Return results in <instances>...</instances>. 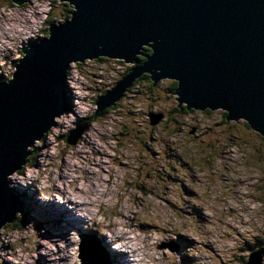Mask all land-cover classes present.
Listing matches in <instances>:
<instances>
[{"label":"clouds","instance_id":"9594fccd","mask_svg":"<svg viewBox=\"0 0 264 264\" xmlns=\"http://www.w3.org/2000/svg\"><path fill=\"white\" fill-rule=\"evenodd\" d=\"M69 2L72 6L69 17L52 19L51 25L59 27L72 20L77 6L73 0ZM63 3L64 0H15L14 4L24 5L22 9H16L8 0H0V83L14 79L18 65L31 45L51 37V26L45 31L47 35L42 36L40 32L49 22V16ZM152 43L149 40L148 44ZM97 48H103V45L98 44ZM18 52L22 55L18 56ZM141 53L138 55L145 58L140 60L136 55L135 65L143 66L151 54ZM102 56L123 57L100 53L67 61L64 81L70 97L69 107L51 116L39 136L25 145L19 166L7 172L8 189L22 198L25 210L22 214L16 211L15 219L6 220L14 222L4 221L0 225L23 221L19 216L24 214L28 204L24 195L12 189L19 186L34 191L38 201L54 202L70 210L83 221V230L94 231L110 250L123 254L125 264H183L182 254L190 258L188 264H218L217 256L226 264H234L245 249V241L255 243L259 238L262 241L259 246H264V204L255 203L264 193L252 191L253 185L264 187V171L260 170L264 169V161L246 165L245 150L233 149L227 137H219L215 144L216 154L205 168L214 182L212 193L206 194L199 169H182L175 161L167 159L166 145L172 138L162 128L155 131L151 128L154 124L150 122L151 114L165 116L167 111L177 108V98L181 107L187 104L190 109L225 107L190 105L188 99L180 98L177 82L172 80L176 82L175 92L165 102L150 104L143 100L135 105L134 127L145 142L152 132L155 142L141 143L135 134L122 138L120 116L106 115L104 119L91 122L96 111L92 101L97 99L99 84L92 77V72L97 70L94 58ZM74 62L85 63L78 66ZM132 69L133 66L130 72ZM155 71V79L160 85H166L162 80L171 76L159 75V68ZM126 76L121 75L119 80ZM124 91L127 93L126 89ZM138 94L133 103L137 102ZM120 100L114 101V105ZM241 116L249 121L244 115L238 117ZM180 119L189 122L185 127L198 126L199 130L210 123L208 117L198 112L184 113ZM164 122H167L166 116ZM123 123L131 122L123 118ZM78 126L82 130L71 142L74 147L69 150L64 138L69 141ZM49 130L51 135H47ZM175 139L186 143L182 136ZM202 139L207 143L206 137ZM179 151L184 159H189L187 153ZM191 159L196 163L201 157L192 153ZM185 188L194 194L187 195ZM192 206L200 210L203 219L191 213ZM189 217L198 221L191 231ZM81 233L70 228L63 235L48 234L47 229L38 227L33 219L25 221L22 228L5 227L0 231V264H82L81 253L89 249V241L83 240L85 237L94 240V256L97 261H102L99 241ZM178 234L191 241L182 253L167 244ZM250 246L248 255H244V264L252 259L251 255L259 261V254H263L261 264H264L263 251L253 253V245Z\"/></svg>","mask_w":264,"mask_h":264},{"label":"water","instance_id":"95a60500","mask_svg":"<svg viewBox=\"0 0 264 264\" xmlns=\"http://www.w3.org/2000/svg\"><path fill=\"white\" fill-rule=\"evenodd\" d=\"M73 2L77 11L72 20L51 25V37L31 45L14 79L0 83V223L13 222L6 220L25 210L5 176L19 166L25 145L39 136L51 116L67 109L64 69L69 59L103 53L127 62L142 54L141 46L151 50L143 66L96 101L95 117L114 105L143 71L156 82L159 68V75L177 82L180 98L190 105L223 106L226 119L242 118L264 135V0Z\"/></svg>","mask_w":264,"mask_h":264},{"label":"rangeland","instance_id":"374dc122","mask_svg":"<svg viewBox=\"0 0 264 264\" xmlns=\"http://www.w3.org/2000/svg\"><path fill=\"white\" fill-rule=\"evenodd\" d=\"M65 3L70 5V8L72 10V6L70 3H68L66 0H64ZM8 3L11 5H14L16 9H22L24 7L23 4H14L11 0H8ZM2 7V5H0ZM62 8H58L54 10L52 15L49 16L48 18V23L45 25L44 29L40 32V35L44 36L47 35L45 34L44 30H47L48 27L51 26V20L55 18H61L65 17V13L62 12ZM17 55H22V52H18ZM138 55V54H136ZM140 56V55H138ZM114 58H109V60H99L97 58H94V65L96 66V71L92 72V77L94 80L98 81V87L96 90V95L97 99L92 101L93 107L98 109V105L96 104V101L99 100L101 97L106 96L108 91L113 90L115 88L120 80L121 74L124 72L126 66H133L135 67V64L133 63V60L130 62H125L124 60L120 59H115ZM115 59V60H114ZM147 62V61H146ZM144 62L143 65L146 63ZM78 66L81 64H84L85 62H74ZM129 74V73H128ZM127 74V75H128ZM127 77V76H126ZM125 77V78H126ZM166 78V77H165ZM168 79V78H166ZM65 82V81H64ZM115 83V84H114ZM172 80L168 79L166 82V85H171ZM145 88V92H143V88ZM111 87V88H110ZM157 86L154 87V96L150 97L147 99L148 102L155 103L157 101H153L155 97L159 99V101H166L168 98L166 95H163L162 92H157L156 89ZM110 88V89H109ZM100 90H106L107 92L105 94H102L104 92H100ZM167 93H169L168 90H163ZM124 94V97L119 98V102L117 103V107H114L110 110H108L106 113L103 114V116H96L95 117V112H94V119H91L92 123H95L97 120L104 119L106 115H111V116H120L122 118L121 120V131H120V136L122 138H129L133 134H135V138L140 140L141 143H154V137L153 133L150 132L148 134V141L145 142L140 136H139V131L134 127L135 125V107L130 106L133 101H135L134 96H137L136 101L138 103L142 102L145 100L146 96L150 94L148 90V86L145 82H138L134 87L127 89ZM175 92V91H174ZM160 96V98H159ZM66 104H67V109L70 104V97L66 91ZM65 109V110H67ZM192 112H198L201 113L203 116L208 117L210 123L205 126L203 130H199L198 126H188L185 127L186 124L189 122L183 121L180 119V117L183 116V114L180 113H173V111L169 110L165 114L166 116V123L164 122L165 116H161L160 114H151L150 122H155L154 124H151V128L155 131L157 129L163 130V132L167 133V135L172 138L170 143L166 145V148L169 150L167 159L175 161L176 164H179L180 168L182 169H187L191 170L193 168H197L200 171V175L203 178V185L206 190V194H211L213 191V180L208 176V174L205 171L206 166L209 164L210 159L212 156L216 154L215 150V144L218 142V138L221 136L227 137L229 143L232 144L233 149H238L242 148L246 152V160L245 164H255L256 162L259 161H264V135H259L256 130L251 129L249 126L246 127L244 125V120L240 118L239 120H228L226 119V116L223 115V110L220 108H217L216 110H199V109H193ZM123 118H127L131 123L125 124L123 123ZM160 118V119H159ZM247 124V123H246ZM248 125V124H247ZM81 127L78 126L75 131L72 132L70 138L72 137H77L79 135V132L81 131ZM158 134V133H157ZM47 135H51V130L47 133ZM177 136H182L185 138L186 143H180L175 139ZM202 137L207 138V143H205V140L202 139ZM188 138H191V140H188ZM67 138H64V142L68 144L69 150H71L74 145L69 143ZM190 145V146H189ZM145 151H148V148L145 147ZM183 150V152L187 153L189 155V159H184V156L181 155V152L179 150ZM211 149V153L208 152V150ZM155 150L153 149V152ZM196 153L198 156L201 157L200 160H198L196 163L192 162L191 159V154ZM30 160L32 157L29 158ZM173 171H175V164L172 166ZM261 171H264V169H260ZM199 179V178H198ZM264 179V178H262ZM14 189L13 192H18L22 195L25 196V201L28 204V208L24 212L22 216H19L20 218H23V221L20 223L19 221L15 222L14 224H6V225H1L0 231H3L5 227H23V223L27 221L28 219H33L36 221V224L38 227L43 226L47 229L48 234H57V235H63L64 233L67 232L68 229L70 228H76L77 230L82 231L81 235H86V234H91V235H96L94 231L91 230H83L82 229V223L83 222H78L74 226H67V228L64 227L65 223H70L64 221V216L67 214L64 212L63 218L58 216L59 212L57 209H48L47 206H34V203H36L38 200L35 199V192L30 190L28 187H19L17 186ZM187 195H193L194 193L190 189H184ZM252 191L254 192H262L264 193V187L261 185H253ZM22 201V198H21ZM23 202V201H22ZM41 204L45 203L42 201H39ZM255 203L257 204H264V196L258 197L255 200ZM49 203L46 202L45 205H48ZM64 207V206H63ZM65 208V207H64ZM68 210V209H67ZM70 211V210H69ZM52 212V213H51ZM56 212V213H55ZM191 213L195 214L198 219H203V217L200 214V210L196 206L191 207ZM55 215V218H54ZM57 215V216H56ZM45 216V217H44ZM59 220H58V219ZM57 219V220H56ZM190 220V227L189 230H194L195 225L197 224V220L194 218L189 217ZM14 222V221H13ZM72 224H75V222H72ZM12 225V226H11ZM93 237V236H90ZM83 240L89 241V250L94 254L92 250L93 246V239L85 237ZM103 249H105V253L107 254L108 258L111 259L112 264H116V259L114 256V253L116 250H110L109 246L105 243H103L102 239H100ZM260 241V242H258ZM184 235L178 234L177 238L175 240H170L167 242L168 246L177 252L182 253L183 249L190 243ZM258 242V243H257ZM251 244L253 245V250L251 252L253 253H259L261 248L263 246H259L262 244L261 240L257 238L255 240V243H249L248 241H245L244 243V251L239 253L238 259L234 261V264H244V255H248L249 250H248V245ZM101 245V244H100ZM102 250V248H101ZM209 251H212L211 249H208ZM90 252L91 255H93ZM264 253V251H263ZM112 254V257H111ZM82 255V253H81ZM215 255V253H213ZM263 254H259V261L255 258V256L251 255L252 259H254L257 264H261V256ZM96 258V257H95ZM82 259V258H81ZM181 259L183 264H188L189 262V257L185 255H181ZM119 261V260H118ZM217 261L218 264H226L224 260H221L220 257L217 256ZM110 264L108 261H96L94 262H86L82 260V264Z\"/></svg>","mask_w":264,"mask_h":264},{"label":"trees","instance_id":"16d2710c","mask_svg":"<svg viewBox=\"0 0 264 264\" xmlns=\"http://www.w3.org/2000/svg\"><path fill=\"white\" fill-rule=\"evenodd\" d=\"M62 12L65 13V17H69V14L71 13V8H70V5L67 4V3H63L62 7ZM46 31V30H44ZM142 52L145 54V55H148L151 50L148 48V47H143L142 48ZM140 60H144L145 56L144 55H141L140 57H138ZM99 60H106V57L105 56H102L100 57ZM130 69H131V66H126L125 67V70L124 72L121 74V75H127L129 72H130ZM162 81H166L167 80H162ZM138 82H145L148 86V90L150 92L149 95L146 96L145 100H147L148 98L150 97H153L154 96V87H156L157 89V92H162L163 95H166L167 98H170L173 96V91L175 90V86H176V82L175 81H172V84L171 85H160L159 82H155L154 80L150 79L149 76H148V73H143L141 74L136 80L132 81L130 87L138 84ZM163 90H168L169 93L163 91ZM106 90H100V92H105ZM143 92H145V88L143 87ZM104 94V93H102ZM160 98V96H159ZM153 101H159V99L157 97H155L153 99ZM161 103L165 102V101H159ZM176 103H177V108L176 109H172L171 111H173V113H180V114H183L184 113H187V112H192L193 108L191 109H188L186 105H183L182 107L180 106V103L176 100ZM138 104V102L136 103H132L130 106L132 107H135V105ZM114 107H117V104L115 103V105L113 106ZM112 109V108H105L104 111H103V114L106 113L108 110ZM107 110V111H106ZM206 111H209L208 109H206ZM223 115H226L225 112L223 111ZM103 116V115H102ZM94 113L92 114V117L91 119H94ZM244 125L246 127H248V125L244 122ZM146 150V149H145Z\"/></svg>","mask_w":264,"mask_h":264},{"label":"bare ground","instance_id":"6f19581e","mask_svg":"<svg viewBox=\"0 0 264 264\" xmlns=\"http://www.w3.org/2000/svg\"><path fill=\"white\" fill-rule=\"evenodd\" d=\"M68 3H70L69 2V0H66ZM19 5V4H18ZM149 42V41H148ZM144 47H147V46H144ZM116 59H122V60H124L125 62H126V59H124V58H116ZM127 62H129V61H127ZM140 66H142V65H135V67H140ZM135 67H133V69L135 68ZM132 69V70H133ZM133 72V71H132ZM143 73H147V72H145V71H143L142 73H140L139 74V76L141 75V74H143ZM139 76H136L135 78H134V80H136ZM148 76H149V74H148ZM149 78L151 79V77L149 76ZM166 78H168V77H166ZM133 80V81H134ZM64 84H65V82H64ZM111 88V87H110ZM66 91H67V89H66V84H65V93H66ZM122 96H121V98L122 97H124V94H125V91H123L122 92ZM120 98V99H121ZM194 109H197V108H194ZM206 109H208V110H216L217 108H215V109H212L211 107H208V108H205V109H199V110H206ZM220 109H222L224 112H225V116H227V111L226 110H224L223 108H220ZM240 119V118H239ZM238 119V120H239ZM230 120H233V119H230ZM236 121V120H235ZM245 122V121H244ZM246 123V122H245ZM76 137H72V138H70V141H73V139H75ZM46 203V202H45ZM45 203H40L39 201H37L36 203H34V206H47V208L48 209H57L59 212H57L58 213V216L59 217H62L63 218V216H61V215H63L64 214V212H66L67 214H65V216H64V221H66V222H70V223H65L64 224V227L65 228H67V226H74V225H76L78 222H83L80 218H78V217H76V216H74L73 215V213L71 212V211H69V210H67V208H64L62 205H59V204H57V203H54V202H48L49 204L48 205H45ZM52 213V212H51ZM56 213V212H55ZM57 216V215H56ZM54 218H55V215H54ZM58 219V218H57ZM56 219V220H57ZM59 220V219H58ZM71 221L72 222H75V224H72L71 223ZM5 225V224H4ZM3 226V225H2ZM76 227H77V225H76ZM88 235H90V236H93V237H95L98 241H99V243L101 244V248H102V250H101V253H100V257H101V260L102 261H108V262H110V264H112V261H111V259H109L108 258V256H107V254L105 253V249H103V246H102V243H101V241H100V239H98L97 238V236H95V235H91V234H88ZM106 246H107V244H106ZM262 251H264V246L261 248V252ZM90 250L89 249H87V250H85L83 253H82V260L83 261H86V262H94V261H96V258H95V256H94V254L93 255H91L90 254ZM114 256H115V259H116V264H125V261H124V257H123V254H120V253H118L117 251L114 253ZM111 257H112V254H111ZM119 260V261H118Z\"/></svg>","mask_w":264,"mask_h":264},{"label":"flooded vegetation","instance_id":"af4514ba","mask_svg":"<svg viewBox=\"0 0 264 264\" xmlns=\"http://www.w3.org/2000/svg\"><path fill=\"white\" fill-rule=\"evenodd\" d=\"M258 242H260V241H258ZM261 242H262V241H261ZM248 248H251L250 244H249Z\"/></svg>","mask_w":264,"mask_h":264}]
</instances>
